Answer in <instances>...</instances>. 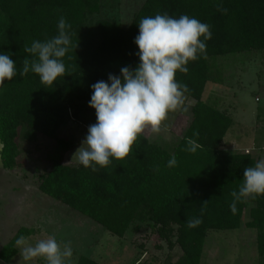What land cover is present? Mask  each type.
I'll return each mask as SVG.
<instances>
[{
	"label": "trees",
	"instance_id": "16d2710c",
	"mask_svg": "<svg viewBox=\"0 0 264 264\" xmlns=\"http://www.w3.org/2000/svg\"><path fill=\"white\" fill-rule=\"evenodd\" d=\"M101 9L102 0H0V52L11 54L18 71L0 89L2 168L20 174L41 153L37 140H53L55 147L47 153L51 168L38 177V190L119 239L128 230L137 233L142 224H148L157 246L164 243L169 251L167 264H201L210 231L238 229L244 209L251 204L244 226L256 231L258 258L264 264V196L242 198L235 214L229 209L231 193L242 183L244 169L255 166L257 160L251 152L218 155L233 117L203 100L206 85L220 83L217 58L252 52L264 56V0H145L127 28L107 19L91 24ZM164 13L194 17L207 23L212 33L206 53L188 63L187 73L175 76L187 85L186 97L193 105L191 119L173 151L141 134L129 157L112 160L95 172L80 163L65 164L73 142L57 138V133L69 118L78 122L83 113L93 110L88 107L91 85L107 81L109 74L119 75L122 67L138 65L137 26L143 17ZM61 17L71 25L72 41L77 44L63 58L65 76L53 86L41 83L31 71L20 76L23 60L32 59L24 48L57 35ZM188 139L201 147L188 151ZM22 143L35 147L24 151ZM172 156L178 164L169 168ZM194 218L202 223L189 228L187 221ZM34 233L20 228L0 250V261L10 264L17 255L16 239ZM176 248L180 254L173 261ZM76 264L99 263L79 256Z\"/></svg>",
	"mask_w": 264,
	"mask_h": 264
},
{
	"label": "rangeland",
	"instance_id": "374dc122",
	"mask_svg": "<svg viewBox=\"0 0 264 264\" xmlns=\"http://www.w3.org/2000/svg\"><path fill=\"white\" fill-rule=\"evenodd\" d=\"M145 0H102L99 15L90 19L91 24L107 19L127 28L132 16ZM220 73V83H208L203 100L233 117L218 155L235 152H251L257 162L264 160V56L261 53H242L215 60ZM193 101L186 98L185 104L170 112L159 132L146 128L142 133L152 142L172 152L191 119ZM72 111L70 112L71 115ZM96 122L95 112L88 110L79 121L69 118L67 124L57 133V138L73 142L71 153L64 156V163L79 164L76 150L87 135L89 123ZM41 153L29 161L20 174L4 170L0 164V250L8 244L20 228L35 231L30 242L35 243L47 236H55L63 247L71 246L73 256L70 264H76L79 256H85L99 264H167L168 255L164 243L157 246L148 224H142L140 231L128 230L121 239L110 236L105 230L85 216L45 196L38 190V177L48 172L51 164L47 153L55 147L53 140L39 138ZM34 144L22 143L21 149L32 152ZM247 204L241 225L236 230L210 231L201 264H261L256 248V231L245 228L249 221ZM180 252L173 251V261ZM0 264H4L0 261ZM10 264H25L17 255ZM32 264H44L37 259Z\"/></svg>",
	"mask_w": 264,
	"mask_h": 264
},
{
	"label": "clouds",
	"instance_id": "9594fccd",
	"mask_svg": "<svg viewBox=\"0 0 264 264\" xmlns=\"http://www.w3.org/2000/svg\"><path fill=\"white\" fill-rule=\"evenodd\" d=\"M137 27L134 44L138 49V65L134 69L122 67L119 75L109 74L107 81L100 80L91 85L88 107L94 110L96 122L88 127L87 135L74 155L85 169L93 172L98 167H107L112 160L129 157L137 138L146 128L159 132L169 113L185 104L189 89L175 79L176 73H187L188 63L206 53V42L212 38L207 23L188 15L179 18L167 13L146 16ZM57 29L58 34L52 38L33 41L30 47L24 48L32 59L23 60L20 76L31 71L41 83L52 86L58 78L65 76L63 58L70 50H75L77 44H73L71 25L64 17L59 19ZM17 74L11 54L0 52V89ZM187 145L190 152L201 147L193 139H188ZM3 150L4 144L0 142V152ZM177 164L176 157L172 156L167 167ZM231 195L233 201L229 209L233 214L242 198L264 196V160L244 169L242 183ZM200 223L201 219L194 218L187 221V226L195 228ZM15 245L25 264H32L37 259H42L44 264H70L73 256L71 246L61 247L52 235L35 243L19 236Z\"/></svg>",
	"mask_w": 264,
	"mask_h": 264
},
{
	"label": "crops",
	"instance_id": "0c3cea01",
	"mask_svg": "<svg viewBox=\"0 0 264 264\" xmlns=\"http://www.w3.org/2000/svg\"><path fill=\"white\" fill-rule=\"evenodd\" d=\"M147 137V136H146ZM148 138V137H147ZM149 139V138H148Z\"/></svg>",
	"mask_w": 264,
	"mask_h": 264
}]
</instances>
